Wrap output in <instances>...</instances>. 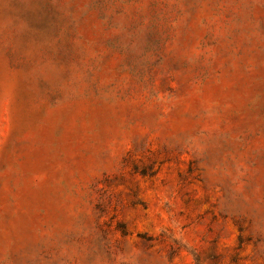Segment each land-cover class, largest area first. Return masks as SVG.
I'll return each instance as SVG.
<instances>
[{
	"label": "rangeland",
	"instance_id": "rangeland-1",
	"mask_svg": "<svg viewBox=\"0 0 264 264\" xmlns=\"http://www.w3.org/2000/svg\"><path fill=\"white\" fill-rule=\"evenodd\" d=\"M0 264H264V0H0Z\"/></svg>",
	"mask_w": 264,
	"mask_h": 264
}]
</instances>
